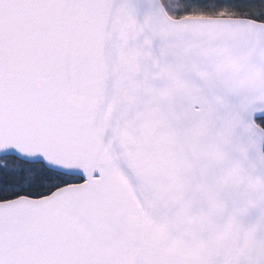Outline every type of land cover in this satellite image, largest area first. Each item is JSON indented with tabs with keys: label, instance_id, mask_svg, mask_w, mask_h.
Listing matches in <instances>:
<instances>
[{
	"label": "snow or ice",
	"instance_id": "obj_1",
	"mask_svg": "<svg viewBox=\"0 0 264 264\" xmlns=\"http://www.w3.org/2000/svg\"><path fill=\"white\" fill-rule=\"evenodd\" d=\"M0 264H264V0H0Z\"/></svg>",
	"mask_w": 264,
	"mask_h": 264
}]
</instances>
